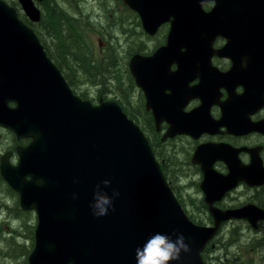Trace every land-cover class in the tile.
<instances>
[{
    "label": "water",
    "instance_id": "water-1",
    "mask_svg": "<svg viewBox=\"0 0 264 264\" xmlns=\"http://www.w3.org/2000/svg\"><path fill=\"white\" fill-rule=\"evenodd\" d=\"M18 1L31 22H40L42 13L35 0ZM124 2L139 14L149 35L171 23L167 44L151 57L135 55L130 70L146 94L157 125L170 124L166 138L194 135L201 131L198 120L204 108L201 115L198 111L184 115L180 101L186 103L206 81L193 90L184 86L196 70L204 77L218 36L228 40L227 49L236 48V0ZM209 2L214 6L206 12L203 6ZM178 48L189 51L182 54ZM172 63L179 67L176 73L170 72ZM167 90L171 93L166 94ZM0 126L14 131L19 139H32L27 147L17 149V166L10 163L12 152L0 163L1 175L19 194L22 209L37 213L36 243L29 264H136L135 250L156 233L173 241L174 233H182L191 248L171 264H206L203 252L223 222L246 219L256 226L264 219V211L248 205L227 211L212 207V227L191 221L140 126L114 101L94 106L76 96L34 30L3 0ZM229 169L228 176L217 178L219 189L215 190L211 168L203 166L202 190L210 205L216 200L213 194L223 196L240 181L250 186L264 184L261 164L240 168L229 164ZM94 193L111 198L106 215H94Z\"/></svg>",
    "mask_w": 264,
    "mask_h": 264
},
{
    "label": "flooded vegetation",
    "instance_id": "flooded-vegetation-1",
    "mask_svg": "<svg viewBox=\"0 0 264 264\" xmlns=\"http://www.w3.org/2000/svg\"><path fill=\"white\" fill-rule=\"evenodd\" d=\"M50 1L51 0H43L42 2L48 4ZM98 1L99 2H96L95 6L98 10H100L99 5L104 0ZM87 2L88 1L85 0L84 3L83 0L85 5ZM52 3H55L56 6L60 8L59 0H52ZM108 3L112 5L114 2L111 0ZM258 3L259 5H257L256 0H236V48L232 50L227 49L226 45L228 40L223 36H218L213 43L211 51L212 55L209 59V69L204 70V77L201 70H196L192 73L190 78L191 80L187 82V87L184 86L185 89L189 88L193 90L202 86L201 84L204 78L206 81L202 86L201 91H195L196 94L192 95L186 103H184L182 99L180 101V106H183L181 114L184 115L189 116L192 112L194 113L196 111H198V114L201 115L200 112L204 108L201 115L202 117L200 116L198 120L200 121L198 124L201 131L195 132L194 135L180 133L176 134L174 137L166 138L170 124L163 121L159 126L157 125L153 111L149 110L147 107L146 94L143 89L137 85L130 70V62L135 55L151 57L161 47L165 46L168 42L170 30L167 33L165 44H159V46L157 45L150 51L143 49L142 47L138 48L135 53L125 60V62L124 59L119 60L114 53H112L113 55L109 57L110 51H114V49L110 46L106 48L107 56H101V58H96L95 54H92V52L88 50L90 52L88 57L90 59L91 66L98 65V61H105L107 64V68L103 66L91 68L92 73L93 71L101 69L104 83H114L117 81L119 78L118 72L121 71L120 69L126 71V73H128V77H131L135 85V89L127 87L125 92L128 94V89H130L134 93H139V100L141 103H137V106L133 107V109L136 108V112L127 108L124 104L123 105L128 111L134 113L135 116L147 117L148 124L146 126H142L141 123H139V118L137 120L138 125L147 137L155 158L159 162L169 186L187 214L182 202V196L174 185L170 172L167 171V162L164 158H161L160 155H163V153L166 154L168 146H173L172 156L176 160L177 157L174 156V151L178 150L179 143H184L182 148V151L185 153L184 166L185 168L187 167L189 176L198 180L195 182L191 179L190 185H193V187H195L200 194L198 206H201V212L206 213L211 217V223L213 226L214 219L211 215L212 207L222 211H227L238 210L242 207L253 205L254 207L264 211V184L250 186L247 183L240 181L232 189L223 193V196L220 195V192L218 194H213V197L211 198H215L216 200L214 199L215 201H213L211 205L206 201V194L202 190V183L206 179V173L203 170V166H210L211 184L215 190L219 189L215 185L217 178L229 175V164L238 168L241 166L247 167L252 164H261L264 168V15H260L261 10L264 8V0H258ZM106 4L107 3L104 2L105 7ZM213 5L214 4L212 2L205 4L204 10L206 12L210 11ZM106 13L107 12H104V15H100L94 13V11L86 12L79 9L75 15L68 14L69 16H67L71 18H79V20L86 19L87 21L88 19L89 22L94 25L91 28H97L96 23H99V27L105 29L104 33L109 35V37H112V31L109 32L110 27L106 24L107 19H109L106 16ZM62 15H66V13L64 12ZM94 15H98V17L95 18V20H91ZM110 17H112V15ZM124 18L126 20L131 18L136 20H131L132 24L127 26V28H140L141 33H145V29L139 15L134 14L131 17L126 15ZM125 22L126 21L121 20L122 25H124ZM168 24L169 29H171V23H165L161 25L159 29ZM136 31L137 32L134 33V36L139 35L140 33L138 30ZM117 50L120 51V48H117ZM177 51L185 54L189 51V49L178 48ZM235 53L236 55H234ZM112 59H114L113 65L111 63ZM173 59H176V57ZM52 61L54 62L53 59ZM56 65L65 77L63 63H56ZM198 66L200 68V64ZM178 69V65L176 63H172L170 72L176 73ZM186 77L187 76L184 77L182 83L186 82ZM199 89L200 88H198V90ZM168 93H171V91L167 90L166 94ZM179 94L182 96V93ZM84 100L93 102L90 99ZM101 101H114L120 105L123 111L125 110L121 104L122 102L118 99L104 101L100 98L99 103ZM178 163H180V160ZM1 185L4 186L0 176V187ZM11 195L16 196L13 191H11ZM11 195H8L6 192H0V204L2 205L3 210H5V213L7 211L12 212L14 210L12 207V201L15 197H12ZM241 198L245 199L242 200ZM236 220L243 221L249 225L245 226V229H243V232H248V234H240L241 226H234L236 223L233 221ZM194 223L199 225L197 222ZM230 224H233V226H228V228L231 230L234 237L236 238L237 236L240 240H248V247L251 245V253L256 256V260L245 262L244 257L242 256V249H244L245 246L241 247L240 245L234 244L236 257V260L234 261L235 264L236 261L237 264H264V219H259L256 226H252L246 219H233L223 222L214 239L206 246L203 253L205 263L208 264L206 254L209 246L212 250L215 247H218V245H221L224 249L227 248L228 243L223 244L220 240H218V237H220V234L224 232L223 227ZM240 235L243 236L240 237ZM215 241H217V243H215ZM226 256H228V253H226Z\"/></svg>",
    "mask_w": 264,
    "mask_h": 264
},
{
    "label": "rangeland",
    "instance_id": "rangeland-1",
    "mask_svg": "<svg viewBox=\"0 0 264 264\" xmlns=\"http://www.w3.org/2000/svg\"><path fill=\"white\" fill-rule=\"evenodd\" d=\"M4 1L9 5L15 7L18 10L20 17L22 15L27 18L18 0ZM87 1L88 2L86 3V5H82L84 11H94V13L100 15H104V12H107L106 16L109 19H107V22H105L107 26L110 27L109 32L112 31V38H116V42L118 43V47L120 48V51L115 49L116 51L114 52L119 60L124 59L125 62V60L133 53H135L138 48L142 47L143 49H147L148 51H150L157 45L159 46V44H165L167 33L170 30L169 24L158 29L155 35H149L146 31V34H142L140 28H127V26H130L132 24L131 20H136L132 18L126 20L124 16L128 15V17H131L134 14H139L136 11L132 10L126 3H124V0H113L115 4L113 3L112 5L108 3L111 0H104L99 5L100 10L96 8V3L94 4L91 0ZM35 2L42 13L40 22L35 24H38L37 28L40 30L41 35L43 34L42 38L44 42L50 48L52 56L56 58L57 52L54 48V43L51 41V38L44 30V27L46 25L45 18L47 14L50 13V10H47L46 12V6L42 2H38L36 0ZM72 2V0H59L60 8L64 10L66 15H75V13H77L76 8L74 9L73 5H71ZM97 2L99 1L97 0ZM104 2L107 3L106 7L104 6ZM111 15L112 17H110ZM92 17V19L95 20L98 15H94ZM121 20L126 21L123 25V29L118 27ZM76 22L79 23L80 27H84L87 24L80 20H77ZM114 24H116V26H114ZM96 25L97 28H91L94 26L93 24L86 25V27L82 29V34L85 36L89 43L88 50H90L92 54H95L96 58H101V56L106 57V48L108 47V40L111 37L109 38V35H106L104 33L105 29L99 27V23H96ZM136 30H138L140 33L139 35L134 36V33L137 32ZM62 63L63 68L65 69L66 77L72 80L73 89L76 91L77 95H84L83 98L85 97V99L92 100V103H94L95 105H99L100 98H102L104 101L118 99L127 108L136 112L133 107H136L137 103H141V101L139 100V93H134L132 90H130V92H128L129 97H127V102H124L121 99L123 92H125L128 87L127 81L124 79V73L122 69H120L121 71H119V78L117 79V81H115L114 83L106 84L103 81V74L101 73V69L93 71V73L87 75L83 71H81L77 65L72 63L70 59H65L64 61H62ZM99 66L107 68V64L105 61H98V65H96L95 67ZM139 119V123H141L142 126H146L148 124L147 117L145 118L139 116ZM31 142V138L19 139L17 138V135L14 131L0 126V163L1 158L6 155V153L12 152L10 163L13 166H17L20 161L17 149L19 147H27ZM183 146L184 143H179L178 150L174 151V156L177 157L176 160L172 156L173 146H168V149H166V154H160L161 158H164L167 162V171L170 172L171 179L182 196V202L188 216H191L201 226L212 227L213 225L211 223V217L208 214L201 212L202 208L201 206H198L200 194L198 193L196 188L193 187V185H190V180L193 178L189 176L188 169L184 166L185 153L184 151H182ZM179 160L180 163H178ZM0 176L2 184L4 185H1L0 192H6L8 195H11V191L9 190L11 189L16 194V196L11 195L12 197H15V199L12 201V207L14 208V210L12 212L7 211L6 213L5 210H0V264H29V258L35 248L36 243L35 234L36 228L38 226V217L36 215L37 213L33 209L23 210L20 204L19 194L15 190H13L4 180L1 172ZM193 180L195 182L198 181L196 178ZM241 199L244 200L245 198ZM233 222L236 223L234 224V226H241L240 234H248V232H243L245 226H249L248 224L238 220ZM228 226H233V224L224 226V232L220 234V237H218V240H220V242H222L223 244L228 243L227 248L224 249L221 245H218V247H215L212 250L209 246L208 252L206 254L208 258V264H235L234 261L236 260V257L234 244L240 245L241 247L245 246L244 249H242V256L244 257L245 262L256 260L255 254L251 253V245L250 247H248V240H240L237 236L235 238ZM241 236L243 235H240V237ZM215 243H217V241H215ZM226 253H228V256H226Z\"/></svg>",
    "mask_w": 264,
    "mask_h": 264
},
{
    "label": "trees",
    "instance_id": "trees-1",
    "mask_svg": "<svg viewBox=\"0 0 264 264\" xmlns=\"http://www.w3.org/2000/svg\"><path fill=\"white\" fill-rule=\"evenodd\" d=\"M72 1L73 2L71 4L73 5V8L74 9L76 8V12H78V10L81 9L82 4H80L78 0H72ZM42 3L46 6V12L47 10H50V13H49L50 16L49 14H47L45 18L46 25L44 27V30L47 32V34L51 38V41L54 43V48L57 52L56 58L52 56L50 48L44 42L42 38L43 34L41 35L40 30L37 28L38 24L31 23L27 18H25L22 15L20 18H22V20L26 24H28L30 27L34 29L35 33L37 34L41 43L43 44L48 56L54 60L55 64L56 63L60 64V62L62 63V61H64L65 59H70L72 63L77 65L81 71H83L87 75H90L92 73L91 68H94L95 66H91V62L88 57L90 54V52L88 51L89 43L87 39L85 38V36L82 34V29L86 27V25L88 24L90 25L91 22H89L88 19L87 21L86 19L80 20V21L87 23L84 27H80L79 23L76 22L77 20H79V18H71V17H68L67 15H62V13H64V10L62 8L57 7L55 3H52V0L48 4H45L44 2ZM114 26H116V24H114ZM122 26L123 25L120 22L118 27L123 29ZM109 46L112 47L114 51H115V48L116 49L118 48V43L116 42V38L111 37L108 40V47ZM114 51L112 52L110 51L109 57L113 55L112 53H114ZM111 63L113 65L114 59H112ZM123 73H124V79L127 81L128 87L135 89V85L131 77L130 76L128 77V73H126V71H123ZM65 78L68 84L70 85V87L73 89L72 80L70 78H67L66 74H65ZM74 92L76 93L75 90ZM128 92H130V89H128ZM83 96L84 95H80V97L82 98ZM127 97H129V94H127L126 92H123L122 98H121L122 101L127 102ZM83 99H85V97ZM121 104L124 107L123 103ZM124 109H125L124 111L128 114V116L138 124L137 120L139 117L135 116L134 113L128 111L125 107ZM9 190L12 191L11 189ZM188 217L193 222H196L191 216H188Z\"/></svg>",
    "mask_w": 264,
    "mask_h": 264
},
{
    "label": "clouds",
    "instance_id": "clouds-1",
    "mask_svg": "<svg viewBox=\"0 0 264 264\" xmlns=\"http://www.w3.org/2000/svg\"><path fill=\"white\" fill-rule=\"evenodd\" d=\"M105 183H108L107 181ZM118 196V192H114ZM112 206L111 198L106 194L94 193V215L103 216ZM95 209H98L96 211ZM177 238L173 241L169 236L156 233L149 237L142 247L135 250L136 264H171L181 259V253H189L191 248L185 242L182 233H174Z\"/></svg>",
    "mask_w": 264,
    "mask_h": 264
},
{
    "label": "bare ground",
    "instance_id": "bare-ground-1",
    "mask_svg": "<svg viewBox=\"0 0 264 264\" xmlns=\"http://www.w3.org/2000/svg\"><path fill=\"white\" fill-rule=\"evenodd\" d=\"M78 1H79L80 4L85 5V4H84V3H85V0H84V3H83V0H78ZM91 1H93L94 3L97 2V0H91ZM80 10L83 11V7H81ZM118 48H119V47H118ZM1 209H3V208H2V205L0 204V210H1Z\"/></svg>",
    "mask_w": 264,
    "mask_h": 264
}]
</instances>
